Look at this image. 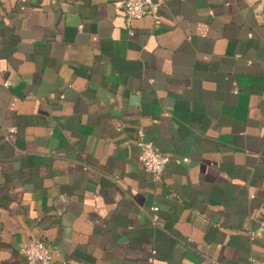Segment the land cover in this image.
Here are the masks:
<instances>
[{
  "label": "crops",
  "instance_id": "0c3cea01",
  "mask_svg": "<svg viewBox=\"0 0 264 264\" xmlns=\"http://www.w3.org/2000/svg\"><path fill=\"white\" fill-rule=\"evenodd\" d=\"M122 1L0 0V264H264V0Z\"/></svg>",
  "mask_w": 264,
  "mask_h": 264
},
{
  "label": "built area",
  "instance_id": "2783aa9c",
  "mask_svg": "<svg viewBox=\"0 0 264 264\" xmlns=\"http://www.w3.org/2000/svg\"><path fill=\"white\" fill-rule=\"evenodd\" d=\"M23 3L25 0H17ZM119 6L124 12L125 22L129 26L133 20L149 15L153 22L158 24L161 21L159 12L160 3L155 0H123ZM139 160L146 172L155 181H160L164 167L169 157L160 152L151 140L139 141ZM153 210H157L154 207ZM51 247L39 237H31L30 241L19 250L24 264H51Z\"/></svg>",
  "mask_w": 264,
  "mask_h": 264
},
{
  "label": "trees",
  "instance_id": "16d2710c",
  "mask_svg": "<svg viewBox=\"0 0 264 264\" xmlns=\"http://www.w3.org/2000/svg\"><path fill=\"white\" fill-rule=\"evenodd\" d=\"M263 219H264V215H263Z\"/></svg>",
  "mask_w": 264,
  "mask_h": 264
}]
</instances>
